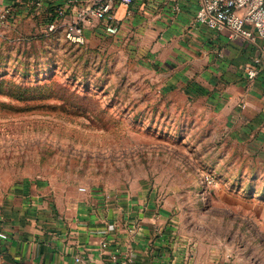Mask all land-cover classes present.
<instances>
[{
  "label": "rangeland",
  "instance_id": "1",
  "mask_svg": "<svg viewBox=\"0 0 264 264\" xmlns=\"http://www.w3.org/2000/svg\"><path fill=\"white\" fill-rule=\"evenodd\" d=\"M124 26L0 32V200L38 179L148 199L220 262L264 264V146Z\"/></svg>",
  "mask_w": 264,
  "mask_h": 264
},
{
  "label": "crops",
  "instance_id": "2",
  "mask_svg": "<svg viewBox=\"0 0 264 264\" xmlns=\"http://www.w3.org/2000/svg\"><path fill=\"white\" fill-rule=\"evenodd\" d=\"M95 1L0 0V10L12 9L0 32L45 30L59 9L60 20L70 22ZM197 6V0H180L176 11L173 0H136L119 5L115 15L120 31L129 23L135 29L153 66L207 88L220 86L218 100L225 102L232 124L264 146V60L254 79L243 70L260 54L259 41L229 40L225 32L211 35L194 28ZM84 30L87 39L105 32L96 19ZM166 211L152 200L126 194L108 199L104 192L74 187L61 190L44 179L19 185L0 200V232L6 234L0 236V264H121L127 256L131 264H226L213 257L214 248L179 233L176 219ZM130 219H138L141 227L130 232ZM112 252H118L117 262L111 260Z\"/></svg>",
  "mask_w": 264,
  "mask_h": 264
},
{
  "label": "built area",
  "instance_id": "3",
  "mask_svg": "<svg viewBox=\"0 0 264 264\" xmlns=\"http://www.w3.org/2000/svg\"><path fill=\"white\" fill-rule=\"evenodd\" d=\"M136 0H96L93 4L80 8L76 18L70 22H63L59 18L62 9L57 15L49 19L46 30H63L68 40L82 44L87 41L84 25L96 19L101 22L105 32L109 35H117L120 31V22L115 13L119 5L130 6ZM174 10L180 9V0H173ZM198 6L193 19V27L198 30H207L211 35L225 32L229 40L238 37L248 41H259L260 54L247 62L244 73L249 79H254L259 73V63L264 60V0H197ZM12 9L4 7L0 10V28L10 20ZM220 56L224 54L219 52ZM81 191L87 188L81 187ZM108 199L117 197L116 194L104 193ZM127 228L133 232L135 228L141 227L138 219L127 221ZM1 237L6 234L0 232ZM101 246L106 248L107 241H103ZM111 260L118 261V252H112ZM121 264H131L132 258L127 256L121 259Z\"/></svg>",
  "mask_w": 264,
  "mask_h": 264
}]
</instances>
